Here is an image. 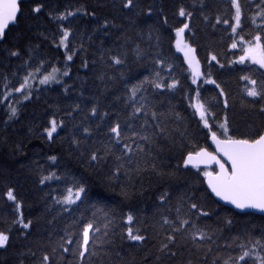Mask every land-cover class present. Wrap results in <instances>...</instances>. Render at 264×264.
<instances>
[{
    "label": "snow or ice",
    "instance_id": "1",
    "mask_svg": "<svg viewBox=\"0 0 264 264\" xmlns=\"http://www.w3.org/2000/svg\"><path fill=\"white\" fill-rule=\"evenodd\" d=\"M197 7L203 10L205 0H192L191 7L180 4L174 13L180 18L175 26L169 24L167 16L162 19L163 26L174 32L171 47L182 55V64L187 66L182 71H186L187 75L182 78L176 75L178 57L168 56L162 51L156 52L151 59L153 67L150 75L135 83H126L122 97H116L121 101L123 109L115 114L104 111L97 100L88 109L90 115L85 117L91 120V123L77 125L81 135L78 137L73 134L71 143L86 160V170L107 168L109 180L115 183H119L121 177L126 178L123 183H119L118 193L125 200H131L137 195L143 196L149 190L144 188L145 174H149L147 179L150 184L153 177L159 182L166 176L174 175L181 168L195 175L196 183L190 193L178 196L175 204L172 203L170 191L162 189L158 192L160 217L153 226L155 232L151 241L153 247H157L159 252L169 258L177 257L181 250L186 249L192 255H202L207 261L208 254L213 251L212 245L216 244L219 230L206 223V218L213 215V212L209 211V201L233 215H264V0H228L227 5H217L218 8L223 7V13L214 16V23L201 11L204 22L214 30L217 25H223L222 30L227 33L230 41L229 47L235 50L232 54L237 57L230 63L243 66L237 69L242 73L239 80L244 82L242 97L250 99H242L241 102L254 109L259 116V123L251 125L245 132H239L231 126L226 111L221 119L213 108V102L205 100L202 96L203 85H215L220 90L219 97H223V108L227 110L230 107L228 93L212 78L210 68L207 71L202 68L197 49L185 38L186 31H191L189 22L193 19ZM253 7L255 12H251ZM245 8L249 9L250 15H245ZM119 10L131 23H136V19L140 17L147 19L155 14L154 6L146 4L145 0H121ZM160 11L162 12V9ZM26 15H31L36 20L46 16L56 24L57 32L52 36V43L57 50H63V68L44 59L38 60L34 65L32 54L39 45L26 50L19 48L17 30ZM80 16L95 19L96 13L84 7H76L75 10L65 7L62 12L53 13L49 11L46 0H0V50L7 51L10 57L21 60L20 67L24 69L18 86L10 82L5 83L7 91L3 101L11 97L20 105L31 101L34 96L38 99L41 89L35 87L37 83L40 86L63 85L64 92H69L70 85H67L63 78L71 75L74 56L86 52L83 44L76 48L71 39L72 18ZM245 20L251 25V31L245 30ZM159 23L158 20L157 23L148 25V37L150 40L155 39L157 48H160L162 41L161 29L157 26ZM115 27L118 25L104 19L94 31L107 35L109 29ZM44 39L47 40L48 37L44 36ZM14 40L17 42L13 43ZM23 51H26L27 59H23ZM134 51L139 60L146 50L137 45ZM105 52L107 67L118 71L121 79H126V74L120 71V67L126 64L127 53L111 48L105 49ZM100 59L104 60L105 56L102 54ZM212 61L220 68L225 67L216 54H211L209 63ZM60 62L56 61L57 64ZM91 63L95 64V61ZM81 66L85 69L89 67L87 58L82 61ZM5 80L8 78L5 77ZM176 93L187 101L193 116L198 117L197 125L200 131L196 138L188 136L186 130L181 131L179 126L169 127L170 120L185 119L175 111L169 98V94ZM165 100L169 105L166 109L161 108ZM213 100L216 104L221 103L215 97ZM6 107L8 121L17 119L18 107L11 103ZM72 110H81V105L75 104ZM64 128V120H57L53 116L43 126L40 139L55 143L59 136L58 129ZM162 142L172 153L167 158L162 156L165 151ZM17 150L23 151V145H18ZM47 159L52 165L58 163L57 155L50 154ZM170 162L175 166L171 167ZM134 178L140 182L139 190H135ZM53 181L63 185L62 191L52 197V206H61L59 214L72 212L73 206H77V202L82 204L88 195L87 182L82 177L68 173L58 174L56 171H49L47 175L41 173L40 184ZM111 187L110 184L109 188ZM129 188L134 190L130 191ZM4 195L7 201L12 202L18 214L14 224L19 225L21 229H29L33 222L30 219L25 221L21 212L23 204L18 201L15 190L8 188ZM52 206H49V211ZM98 211L104 212L107 217L103 207ZM224 222L228 226L233 223L228 215L224 216ZM111 223L112 220L108 219L103 226V232L91 221L81 223L79 235L72 230L71 225L67 226L63 230L64 234L59 236L55 246L51 248V252L43 255L41 264H53L54 260L56 264L65 260L67 264H72L71 260L67 259L69 255L76 259V264H88L86 253L95 255V252L89 253L94 234L102 232L104 237H108L112 231L109 228ZM125 223L128 227L121 239L139 244L149 242V236L142 229L135 227L131 213L127 215ZM10 241L11 229L8 232L0 231V249L7 250ZM223 247L229 248L231 245L226 242ZM238 247V253L230 252L223 257L216 256L212 264H264V236L261 239H249L247 244H240Z\"/></svg>",
    "mask_w": 264,
    "mask_h": 264
},
{
    "label": "trees",
    "instance_id": "2",
    "mask_svg": "<svg viewBox=\"0 0 264 264\" xmlns=\"http://www.w3.org/2000/svg\"><path fill=\"white\" fill-rule=\"evenodd\" d=\"M46 3L49 5V11L53 13L62 12L65 7H70L72 10L76 7H84L90 12L94 11L96 18L92 19L89 16L72 18L70 27L73 29L71 38L73 45L79 48L83 44L86 52L74 56L71 75L63 78L65 83L70 85L68 93L64 92L63 85L40 86L37 83L35 87L41 89L38 99L34 96L31 101H25L20 105H17L11 97L3 101L2 98L7 91L4 87L5 83L10 82L18 86L19 77L24 74V69L20 67L21 60L10 57L7 51L0 50V101H2L0 102V231L8 232L11 229L10 246L7 250L0 249V264H41L43 255L51 252V248L55 246L59 236L64 234L63 230L67 226L71 225L72 230L79 235L81 223L91 221L103 232V226L108 219L112 220L109 225L112 231L109 232L108 237H104L102 232L94 234L93 241L89 245V253L95 252V255L86 253L88 264H189V261L191 264H212L216 256L223 257L230 252L238 253L240 251L238 245L247 244L249 239H261L264 236L263 216L233 215L209 201V211H212L213 215L206 218V223L213 229L219 230L216 244L212 245L213 251L208 254V260L205 261L202 255H192L186 249L181 250L177 257L169 258L159 252L157 247H153L151 241L155 232L153 226L160 217L157 194L162 189H167L172 193V203L175 204L178 196L190 193L197 177L181 168L174 175L166 176L159 182L153 177L150 184L147 179L149 174H145L144 188L149 190L143 196L137 195L131 200H125L118 193L119 183H123L126 178L121 177V181L115 183L109 180L107 168L86 170V160L71 143L73 134L78 137L81 135L80 128L76 126L91 123V120L85 117L90 115L88 109L97 100L104 111L115 114L123 109L121 101L116 97H122L126 83H135L150 75L153 67L151 59L156 52L162 51L168 56L178 57L176 75L181 78L187 75L186 71H182L186 69V65L182 64V56L171 47L174 32L163 26L162 19L167 16L169 24L175 26L180 19L174 14L176 9L180 4L191 7L192 0H145L146 4L154 6L155 14L147 19L140 17L136 19V23H131L120 12L121 0H46ZM227 3L228 0H205L203 10L199 7L194 10V17L189 22L191 31H186L185 38L197 49L202 68L205 71L210 68L212 78L228 93L230 107L227 110L223 108V97H219L220 90L215 85H203L202 96L205 100L213 102V108L221 119L226 111L231 126L239 132H245L251 125L259 123V116L254 109L241 102L242 99H250L242 97L244 82L239 80L242 73L237 69L243 66L230 63L237 57L232 54L235 50L229 47L230 41L227 33L222 30L223 25H217L214 30L204 22L201 15L203 11L204 15H208L214 23V16L223 13V7L216 6ZM244 11L246 16L251 14L248 8ZM255 11L253 7L251 12ZM104 19L118 25L110 28L107 35L101 31H94ZM158 20L160 23L157 26L162 33L160 48L156 47L154 38L150 40L148 37L150 30L148 25L155 24ZM244 23L245 30L251 31L249 22L245 20ZM17 32L20 49L26 50L39 45L32 54L34 65L38 60L44 59L63 68V50H57L52 43V36L57 32L55 23L49 21L46 16L36 20L31 15H26ZM44 36L48 39H44ZM137 45L146 50L139 60L134 51ZM109 48L127 53L126 64L120 67V71L126 74V79H121L118 71L107 67L105 49ZM102 54L105 56L104 60L100 59ZM211 54H216L225 67L220 68L215 61L209 63ZM22 56L23 59L28 58L26 51L22 52ZM85 58L89 61L87 69L81 66ZM57 60L61 62L57 64ZM93 60L95 64L91 63ZM5 77L8 78L7 81ZM109 77L115 78L109 79ZM182 82L187 83L183 80ZM214 97L221 103L216 104ZM169 98L175 111L185 117L182 121L170 120L169 127L179 126L181 131L186 130L188 136L196 138L200 131L197 125L198 117L193 116L192 109L187 106V101L183 100L179 93L169 94ZM9 103L18 107V118L12 121H8L6 105ZM75 104H80L81 110L73 111ZM167 107L169 105L165 100L161 108ZM69 112L72 114L68 115ZM53 116L57 120L62 118L65 128L58 129L59 136L55 143H49L40 139V134L43 126ZM21 144L23 151H18L17 146ZM162 144L165 147L162 156L164 158L171 156L172 153L167 150V145L164 142ZM50 154L57 155V165H52L47 159ZM170 166L175 165L170 162ZM49 171L82 177L87 182L88 195L82 204L77 202V206H73L72 212L59 214L61 206H52V197L62 191V184L55 181L43 185L39 183L41 173L47 175ZM134 182L135 190H139V180L134 178ZM110 184L111 188H109ZM8 188H13L18 201L22 202L21 212L25 221L32 220L29 229H21L19 225L14 224L18 214L12 202L7 201L4 195ZM129 190L134 189L129 188ZM49 206H52L51 211L48 210ZM100 207L107 212V217L104 212L98 211ZM129 213L134 216L135 227L142 229L149 236V242L139 244L120 238L128 227L125 221ZM225 215L232 218L231 226L225 224ZM226 242L231 247L224 248ZM67 259L71 260L72 264H76V259L70 255ZM53 264H56V260ZM59 264H67V260L60 261Z\"/></svg>",
    "mask_w": 264,
    "mask_h": 264
},
{
    "label": "water",
    "instance_id": "3",
    "mask_svg": "<svg viewBox=\"0 0 264 264\" xmlns=\"http://www.w3.org/2000/svg\"><path fill=\"white\" fill-rule=\"evenodd\" d=\"M221 203H222V202H221ZM253 214L260 215V216H263V217H264V215H262V214H260V213H253Z\"/></svg>",
    "mask_w": 264,
    "mask_h": 264
},
{
    "label": "rangeland",
    "instance_id": "4",
    "mask_svg": "<svg viewBox=\"0 0 264 264\" xmlns=\"http://www.w3.org/2000/svg\"><path fill=\"white\" fill-rule=\"evenodd\" d=\"M178 54H180V53H178ZM181 55V54H180ZM182 56V55H181ZM183 58V57H182ZM187 67V66H186Z\"/></svg>",
    "mask_w": 264,
    "mask_h": 264
}]
</instances>
